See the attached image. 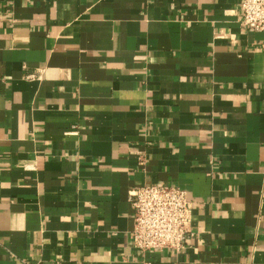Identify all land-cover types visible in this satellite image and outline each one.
<instances>
[{"label":"crops","instance_id":"crops-1","mask_svg":"<svg viewBox=\"0 0 264 264\" xmlns=\"http://www.w3.org/2000/svg\"><path fill=\"white\" fill-rule=\"evenodd\" d=\"M195 238L134 248L129 192ZM0 264H264V32L240 0H0Z\"/></svg>","mask_w":264,"mask_h":264},{"label":"built area","instance_id":"built-area-1","mask_svg":"<svg viewBox=\"0 0 264 264\" xmlns=\"http://www.w3.org/2000/svg\"><path fill=\"white\" fill-rule=\"evenodd\" d=\"M241 25L264 32V0H240ZM134 211L131 240L142 254L181 252L195 238L187 192L172 185L146 184L129 192Z\"/></svg>","mask_w":264,"mask_h":264}]
</instances>
